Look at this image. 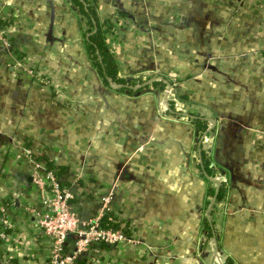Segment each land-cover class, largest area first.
<instances>
[{
	"label": "crops",
	"instance_id": "obj_1",
	"mask_svg": "<svg viewBox=\"0 0 264 264\" xmlns=\"http://www.w3.org/2000/svg\"><path fill=\"white\" fill-rule=\"evenodd\" d=\"M93 8L111 26L105 39L133 94L91 63L97 27L86 4L0 0V209L9 220L0 230L10 237L0 251L13 264H48L31 174L33 161H52L80 221L111 193L110 210L130 229L121 247L92 246L81 257L89 264H264V0ZM163 77L176 82L175 107L152 86ZM195 117L210 123L207 139ZM204 160L226 171L221 206Z\"/></svg>",
	"mask_w": 264,
	"mask_h": 264
},
{
	"label": "built area",
	"instance_id": "obj_2",
	"mask_svg": "<svg viewBox=\"0 0 264 264\" xmlns=\"http://www.w3.org/2000/svg\"><path fill=\"white\" fill-rule=\"evenodd\" d=\"M0 42H6L1 29ZM111 83L114 86L121 84L112 80ZM175 86L176 82L173 80L164 81L161 93L166 106L170 105L171 97L176 95ZM185 115L188 116L186 112ZM210 129V123L206 122L203 138L207 139V132H210ZM33 164L35 167L31 174L32 183L40 196V209L36 212L37 224L49 244L48 264H72L75 259L85 256L94 245L101 244L118 248L130 242V237L121 229L101 225L102 216L110 210L111 193L102 196L96 213L82 222L72 206L74 195L70 187L59 178L54 170L47 169L45 165L36 161H33ZM212 179L215 187L225 180L223 176L212 177ZM0 212V222L2 226H6L9 220L5 216V209L1 208ZM68 234L76 236L71 245H68L66 240ZM5 239H10V237L0 230V242ZM18 239L20 238L15 236L14 241ZM215 256L218 257V253H215ZM10 258L4 250L0 251V264H11Z\"/></svg>",
	"mask_w": 264,
	"mask_h": 264
},
{
	"label": "trees",
	"instance_id": "obj_3",
	"mask_svg": "<svg viewBox=\"0 0 264 264\" xmlns=\"http://www.w3.org/2000/svg\"><path fill=\"white\" fill-rule=\"evenodd\" d=\"M76 6L83 7L86 4V10L83 12L87 15V18L91 21L93 20L96 24V30L91 33L88 37V44H87V52L90 58L91 63L96 67L98 73L103 78H111L112 80L121 83L122 85L119 87L120 90H124L128 93H135L136 90L123 85L125 81L124 78H121L118 75V64L116 61V57L109 48V45L105 39L107 31L110 30L111 26L108 24H103L102 22H96L94 18V8L93 4L97 2V0H72ZM89 2V3H88ZM88 3V4H87ZM105 23V22H104ZM152 86L159 88L161 90L164 87L163 80H154L152 82ZM170 106L175 107L174 101H170ZM192 122H194L197 133H202L205 129L204 125L198 122V119L192 118ZM36 159H42L40 156L38 157L36 154L34 156ZM42 161V160H41ZM47 169H52L58 174L59 178L63 176L64 169L63 167L57 166L52 163V161H48L45 165ZM204 170L208 176H213L215 170L217 171V167L214 164H209L208 160H204ZM61 179V178H60ZM227 194V188L224 187V183H221L220 186L217 188L216 191L208 188V195H213L216 202L222 201ZM215 207V206H214ZM117 216L113 214L111 210L104 213L101 219V225L104 227H111V228H119L121 229L126 235L130 237V229L127 227V224L121 225L119 223ZM74 234H68L66 240L68 243H73L75 239ZM11 259V258H10ZM13 264V263H11ZM72 264H89L84 259H75Z\"/></svg>",
	"mask_w": 264,
	"mask_h": 264
},
{
	"label": "rangeland",
	"instance_id": "obj_4",
	"mask_svg": "<svg viewBox=\"0 0 264 264\" xmlns=\"http://www.w3.org/2000/svg\"><path fill=\"white\" fill-rule=\"evenodd\" d=\"M162 79H163V81H167V80H169V79H167L166 77H163ZM214 165L217 167V171L215 170V173L213 174L212 177L223 176L225 180H223L222 183H224V187L227 188V192H228V185H227V184H228V183H227V182H228V179H227V176H226V171H225V169L219 167V166H218L217 164H215V163H214ZM219 186H220V185H219ZM219 186H218V187H219ZM222 202H223V200L217 202L216 205H217V204H220V206H221ZM216 247H217V246H216ZM215 250H216V248H215ZM219 257H220V256H219Z\"/></svg>",
	"mask_w": 264,
	"mask_h": 264
},
{
	"label": "water",
	"instance_id": "obj_5",
	"mask_svg": "<svg viewBox=\"0 0 264 264\" xmlns=\"http://www.w3.org/2000/svg\"><path fill=\"white\" fill-rule=\"evenodd\" d=\"M216 250H217V247H216ZM221 264H224V263H223V261H222V263H221Z\"/></svg>",
	"mask_w": 264,
	"mask_h": 264
}]
</instances>
